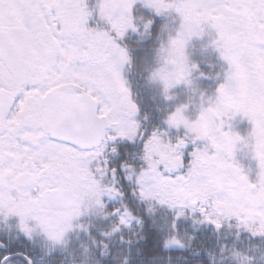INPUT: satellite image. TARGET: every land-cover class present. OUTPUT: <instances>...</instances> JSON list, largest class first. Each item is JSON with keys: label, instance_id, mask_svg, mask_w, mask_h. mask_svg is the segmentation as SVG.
<instances>
[{"label": "snow or ice", "instance_id": "1", "mask_svg": "<svg viewBox=\"0 0 264 264\" xmlns=\"http://www.w3.org/2000/svg\"><path fill=\"white\" fill-rule=\"evenodd\" d=\"M154 30L146 79L168 106L149 127L128 39ZM205 38L211 72L188 54ZM130 200L165 249L188 246V219L264 240V0H0V264H53L81 233L89 264L93 247L107 255L133 222L143 229Z\"/></svg>", "mask_w": 264, "mask_h": 264}, {"label": "rangeland", "instance_id": "2", "mask_svg": "<svg viewBox=\"0 0 264 264\" xmlns=\"http://www.w3.org/2000/svg\"><path fill=\"white\" fill-rule=\"evenodd\" d=\"M169 27L174 26V21L171 17L168 18ZM207 38H205V41H201L199 39L193 40L191 45H189L188 48V54L191 57L193 61L199 62L201 64V67L206 72H211L213 69L209 67V64L215 63L216 57L215 53L211 50H205L203 45L206 42ZM156 59V54L154 57V60ZM155 63V62H154ZM204 86H207L208 84L212 83L211 81H202L201 82ZM147 94L149 97H151L154 105V111H156L157 106L160 108H167V104L161 99L159 90L155 85H150L147 82ZM177 91L180 93L181 99H186L187 93L183 88L177 89ZM155 97V99H153ZM156 114H159L161 117L163 115L162 112H157ZM166 214V210H165ZM162 224V222H160ZM187 226V229L190 231L188 234H184L182 227ZM4 228H7L5 225H0V230ZM139 227L135 225V222H133V227L130 230H126L123 235V241H131L130 238L127 236L130 234L131 236L136 235V229ZM181 234L184 235V238L186 241H188V246L185 248H177L179 251H182L181 249H186L183 254L186 255L182 257L184 261L187 264H205L204 261L207 259V264H238V261L236 258L231 255V251L237 252L240 250V252L245 253L247 255H253L256 257V264H264V261L261 259L260 252L258 250L257 244L248 243L240 234L239 238H237V230L236 229H228L225 227L224 230L221 232H216L211 226L208 225H201L199 223L193 224L192 219H188L181 224ZM7 231V230H5ZM134 232V233H133ZM212 233L213 235L209 234ZM206 233L207 236L204 240L200 241L201 234ZM235 235H233V234ZM93 235L96 236L98 239H102L99 236V231H93ZM76 235L74 234L72 236L71 242L66 250H57L52 257L46 258L51 259L53 261V264H80V262L84 259L83 256V248L81 245L78 247L73 244V237ZM87 237V236H86ZM191 237H194V239H191ZM118 238V240H116ZM40 243L38 244V247L40 249L43 248L45 242L41 238H37ZM77 240V238H76ZM74 240V241H76ZM115 241V242H114ZM121 241V234H117L109 243V250L107 255H101V250L96 249L93 247L92 251L94 255H91L89 258V264H95L96 261H99V264H104L105 259L108 258L111 254L110 248L113 249V243H119ZM83 244L91 245V240L89 238L84 242ZM231 244L234 246V249L229 248L227 244ZM197 245V246H196ZM227 245V246H226ZM254 245V246H253ZM229 249V250H228ZM232 252V253H233ZM187 257V258H184ZM214 258V260H213ZM167 264H174L171 259L167 260Z\"/></svg>", "mask_w": 264, "mask_h": 264}, {"label": "trees", "instance_id": "3", "mask_svg": "<svg viewBox=\"0 0 264 264\" xmlns=\"http://www.w3.org/2000/svg\"><path fill=\"white\" fill-rule=\"evenodd\" d=\"M160 118L161 116L156 114L155 112L154 123H158ZM132 207L136 210V215L143 217V229L141 230L138 226L139 228L135 230V236H131L130 234L127 236L131 239V243H128V241H123L114 244L113 249L112 247L110 248L111 254L108 258L105 259L104 264H122L125 259L128 260V264H167V260H169V258L173 261L174 264H187L184 259H182L184 255L183 252L175 248L165 249L163 247L164 234L153 226V218L147 214L146 206L145 209L144 206L143 209H141V206L139 204L132 205ZM164 215L165 210L160 209L157 212L155 218L159 223H163L162 218L164 217ZM5 230H7V228L2 229L4 234H7V231ZM182 230L184 234H188V232H190L187 229V226H183ZM209 234L213 235L211 232ZM199 236L201 241L205 239L207 234L203 233ZM76 238V236L73 237V244H75L76 247L81 245L82 241L84 242V240L86 241L88 239V237H86V235H84L83 233L80 234L79 239L76 240ZM39 243L40 241L37 239L35 247L38 252L41 251V249L38 247ZM227 245L229 246V248L234 249V246H232L230 243ZM232 252L233 251H231V255H233ZM207 262V259H205L204 263L207 264Z\"/></svg>", "mask_w": 264, "mask_h": 264}, {"label": "flooded vegetation", "instance_id": "4", "mask_svg": "<svg viewBox=\"0 0 264 264\" xmlns=\"http://www.w3.org/2000/svg\"><path fill=\"white\" fill-rule=\"evenodd\" d=\"M147 14V10L139 7L137 11V16L140 15H145ZM155 32L152 37H148L144 39L143 41H140L137 43L139 40V37L136 36L135 34H130L129 39H128V44L132 47L133 53L135 56V63L134 66L131 68V70L128 73L129 79L132 81V85L134 90L138 93V99L141 102L144 110L149 114V121H146L147 126H151L153 123V117H154V107H153V101L151 97L148 96L147 94V71L145 69L153 65L152 64V58L151 55L154 50V45L157 44L155 40ZM239 129L243 132L248 128L247 122L239 123L238 124ZM247 150L245 149L244 152H241L239 155V159L241 163L244 165H249L252 164L253 167L255 166V162L251 161L249 158L246 156ZM130 204L136 205V203L132 200L129 201ZM141 209H143L144 205H140ZM142 217V216H141ZM109 227L108 222L104 221H97V228H94L92 231H98V229H105L107 230ZM242 237L248 242L252 244H257L258 245V250L260 252V255L264 253V240H261L260 238H255V239H250L249 234L246 232H241L240 233ZM254 246V245H253ZM262 261H264V258H262Z\"/></svg>", "mask_w": 264, "mask_h": 264}]
</instances>
